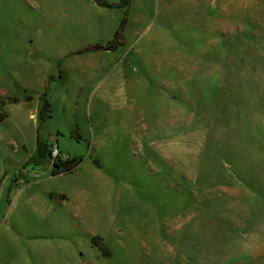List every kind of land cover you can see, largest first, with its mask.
I'll return each mask as SVG.
<instances>
[{"label": "rangeland", "instance_id": "1", "mask_svg": "<svg viewBox=\"0 0 264 264\" xmlns=\"http://www.w3.org/2000/svg\"><path fill=\"white\" fill-rule=\"evenodd\" d=\"M0 111V264H264V0H0Z\"/></svg>", "mask_w": 264, "mask_h": 264}, {"label": "trees", "instance_id": "2", "mask_svg": "<svg viewBox=\"0 0 264 264\" xmlns=\"http://www.w3.org/2000/svg\"><path fill=\"white\" fill-rule=\"evenodd\" d=\"M96 4L103 7H119V8H126L128 7L130 0H121L119 4H110L106 0H93ZM13 102H18V98H13ZM31 100V99H28ZM50 110L51 106L49 102H46V105L44 106V109L42 110L41 114L43 113V116L41 117L43 122H45L46 118L50 117ZM7 117L6 113H3L0 111V120H4ZM39 144L42 146L43 143L39 142ZM44 152V151H43ZM44 155V154H43ZM83 161L82 157H73L72 159L68 161H54L53 163V169H52V175H56L62 172H71L74 169H76L81 162Z\"/></svg>", "mask_w": 264, "mask_h": 264}, {"label": "crops", "instance_id": "3", "mask_svg": "<svg viewBox=\"0 0 264 264\" xmlns=\"http://www.w3.org/2000/svg\"><path fill=\"white\" fill-rule=\"evenodd\" d=\"M34 75V74H33ZM32 75V76H33ZM53 74H49V72L48 73H46L45 74V76L42 78V80L44 81H42L43 82V84L44 83H46V82H48L47 81V79L49 80V77L50 76H52ZM47 97V99L50 101V103H51V100L53 99V98H51V96L50 95H46ZM40 97V96H39ZM18 102H11V103H5L4 104V107L7 109V107L8 106H10L11 104H13V103H15V104H18V103H21V102H35V100H33V101H31V100H26V99H24V98H21V97H18ZM41 100H40V98L38 99V103H37V107L39 108L40 107V105H41V102H40ZM63 103V102H62ZM52 105L51 106H53V103H51ZM58 106V105H57ZM7 116H8V114H7ZM53 117H54V113H52V111H51V119H53ZM50 127V126H49ZM51 127H53V129L51 128V129H49L48 130V132H47V134H48V136H49V141H50V145H60L59 144V140H58V137H59V135L61 134V131H62V129H61V126H59V124L57 125V124H55L54 126H52L51 125ZM60 127V128H59ZM71 127L73 128V125H72V123H71ZM60 130H59V129ZM74 130V129H73ZM38 140H39V142H41V143H44V144H46V142H47V140H41L40 138H39V135H38ZM82 141V140H81Z\"/></svg>", "mask_w": 264, "mask_h": 264}, {"label": "built area", "instance_id": "4", "mask_svg": "<svg viewBox=\"0 0 264 264\" xmlns=\"http://www.w3.org/2000/svg\"><path fill=\"white\" fill-rule=\"evenodd\" d=\"M51 156L53 161H68L70 159V155L63 153L58 145H52Z\"/></svg>", "mask_w": 264, "mask_h": 264}, {"label": "water", "instance_id": "5", "mask_svg": "<svg viewBox=\"0 0 264 264\" xmlns=\"http://www.w3.org/2000/svg\"><path fill=\"white\" fill-rule=\"evenodd\" d=\"M94 163H96L97 165H99V162L97 161V160H95V162Z\"/></svg>", "mask_w": 264, "mask_h": 264}]
</instances>
